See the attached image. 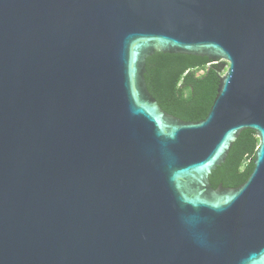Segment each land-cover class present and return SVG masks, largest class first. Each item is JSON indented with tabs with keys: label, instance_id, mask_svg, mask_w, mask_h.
Here are the masks:
<instances>
[{
	"label": "water",
	"instance_id": "1",
	"mask_svg": "<svg viewBox=\"0 0 264 264\" xmlns=\"http://www.w3.org/2000/svg\"><path fill=\"white\" fill-rule=\"evenodd\" d=\"M155 53L223 62L204 120L158 106ZM0 264H264V0H0Z\"/></svg>",
	"mask_w": 264,
	"mask_h": 264
},
{
	"label": "trees",
	"instance_id": "2",
	"mask_svg": "<svg viewBox=\"0 0 264 264\" xmlns=\"http://www.w3.org/2000/svg\"><path fill=\"white\" fill-rule=\"evenodd\" d=\"M220 65L207 57L155 53L145 61L144 78L150 95L165 113L197 123L206 118L217 95L219 78L225 72ZM258 143L254 132H241L225 162L210 174L211 187L243 185L254 169Z\"/></svg>",
	"mask_w": 264,
	"mask_h": 264
},
{
	"label": "rangeland",
	"instance_id": "3",
	"mask_svg": "<svg viewBox=\"0 0 264 264\" xmlns=\"http://www.w3.org/2000/svg\"><path fill=\"white\" fill-rule=\"evenodd\" d=\"M223 63V62H220V64Z\"/></svg>",
	"mask_w": 264,
	"mask_h": 264
}]
</instances>
